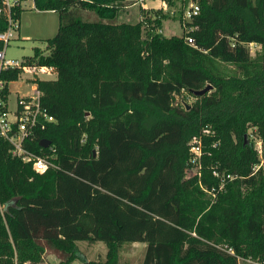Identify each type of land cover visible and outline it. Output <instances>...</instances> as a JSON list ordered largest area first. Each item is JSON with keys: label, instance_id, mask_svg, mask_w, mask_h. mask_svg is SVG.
<instances>
[{"label": "trees", "instance_id": "obj_1", "mask_svg": "<svg viewBox=\"0 0 264 264\" xmlns=\"http://www.w3.org/2000/svg\"><path fill=\"white\" fill-rule=\"evenodd\" d=\"M22 1L9 10L17 23ZM31 2L57 14L54 35L23 56L55 69L35 80L53 121L23 146L54 167L35 172L0 136V264H43L46 253L57 264H117L123 242L145 244L139 264L264 259V166L251 171L247 132L264 145V0H197L189 20L179 8L181 34L171 36L155 31L158 19L106 21L121 0ZM87 9L99 20L80 19ZM249 43L259 46L253 56ZM18 73L0 70L1 92ZM206 85L187 109L175 101ZM197 135L198 167L187 145ZM213 171L232 178L218 189ZM76 241L103 242V259L86 260Z\"/></svg>", "mask_w": 264, "mask_h": 264}, {"label": "rangeland", "instance_id": "obj_2", "mask_svg": "<svg viewBox=\"0 0 264 264\" xmlns=\"http://www.w3.org/2000/svg\"><path fill=\"white\" fill-rule=\"evenodd\" d=\"M121 6L113 18L106 21L113 23L127 22L135 23L137 21L159 20V26L155 29L163 36L180 35L181 25L177 19L178 10L184 4L175 2L168 5L161 0H121ZM31 0H24L20 3L22 8L18 23L17 36L9 39L5 49L4 56L10 59H19L22 56H29L34 46H39L41 50L45 44L44 40L52 37L57 28V14L47 11L33 9ZM125 4V5H124ZM143 5V6H142ZM80 19L86 21H96L99 18L91 10H80L77 12ZM105 20V19H102ZM250 56L258 51L259 46L254 43L247 45ZM223 72H231L232 66L229 64H220ZM24 75L21 74L18 80L9 81L6 84L7 105L11 106L16 92L24 91ZM211 91L208 89L206 92ZM195 99L193 93L181 90L175 96V101L179 104H190ZM252 128H248L249 137L252 138ZM79 254L86 260L103 259L105 246L101 241L87 242L76 241ZM143 242H123L118 248L117 264H139L144 250ZM43 264H57V258L54 254L46 253L43 256ZM71 264H83L78 259H74ZM242 264V263H241ZM243 264H249L243 261Z\"/></svg>", "mask_w": 264, "mask_h": 264}, {"label": "built area", "instance_id": "obj_3", "mask_svg": "<svg viewBox=\"0 0 264 264\" xmlns=\"http://www.w3.org/2000/svg\"><path fill=\"white\" fill-rule=\"evenodd\" d=\"M17 4V0H1L0 15L7 20V27L0 32V70L7 68H17L19 70L18 78L24 75L23 92H16L11 106L7 105V93L1 92L4 81L0 79V136L10 143V153L19 157L23 162H28L35 172H43L49 167H54L49 157L45 154H36L27 150L23 146L25 139L34 136V128H43L45 122L53 121V117L46 113L45 109L40 105V91L36 87V79H52L55 77V69L51 65L25 63L23 57L19 59H10L4 56V49L10 38L16 36L17 22L10 16V7ZM199 11L197 0H185L182 21L189 20ZM187 42H191V38L186 37ZM250 44V43H249ZM17 78V80H18ZM210 131L208 128L201 130V135H207ZM253 140V149L256 152L257 162L253 164L251 171H256L259 167L264 166V145L261 141L251 136ZM189 161L192 165L197 166L199 156L201 155L200 135L192 136L188 142ZM212 145H215L213 142ZM52 150V149H51ZM198 167V166H197ZM197 167H193L197 172ZM215 176L219 173L212 172ZM220 183L218 189L222 188L224 179L230 180L231 175L220 174ZM249 264H264V259H246Z\"/></svg>", "mask_w": 264, "mask_h": 264}, {"label": "water", "instance_id": "obj_4", "mask_svg": "<svg viewBox=\"0 0 264 264\" xmlns=\"http://www.w3.org/2000/svg\"><path fill=\"white\" fill-rule=\"evenodd\" d=\"M210 85H206L205 87H203L202 89L198 90V91H193L194 95H201L203 93H205L208 89H210ZM184 108L187 109L188 105L187 104H183ZM41 146H46L49 144L48 140L44 139L40 141Z\"/></svg>", "mask_w": 264, "mask_h": 264}, {"label": "crops", "instance_id": "obj_5", "mask_svg": "<svg viewBox=\"0 0 264 264\" xmlns=\"http://www.w3.org/2000/svg\"><path fill=\"white\" fill-rule=\"evenodd\" d=\"M31 5H32V7H33V4H31ZM142 6H143V5H142ZM33 9H34V8H33ZM47 12L55 13V12H53V11H47ZM16 36H17V33H16ZM16 36H15V37H16ZM34 47H39V46H34ZM22 57H23V56H22ZM23 88L25 89V87H23ZM72 262H73V261H72ZM72 262H71V263H72ZM71 263H70V264H71Z\"/></svg>", "mask_w": 264, "mask_h": 264}]
</instances>
